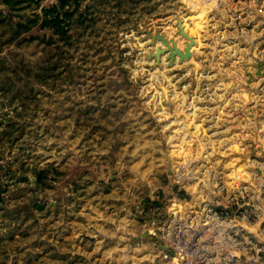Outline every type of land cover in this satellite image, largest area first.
Returning <instances> with one entry per match:
<instances>
[{"label": "rangeland", "instance_id": "rangeland-1", "mask_svg": "<svg viewBox=\"0 0 264 264\" xmlns=\"http://www.w3.org/2000/svg\"><path fill=\"white\" fill-rule=\"evenodd\" d=\"M64 10L73 14L69 39L35 27L0 53V87L10 89L0 95V264H170L142 211L169 189L166 159L181 132L193 138L204 126L209 135L214 112L222 123V109L239 107L235 53L211 52L207 7L194 0H69ZM189 40L188 59L152 56L173 45L183 52ZM205 85L210 96L191 100ZM42 169L45 188L33 182Z\"/></svg>", "mask_w": 264, "mask_h": 264}, {"label": "built area", "instance_id": "built-area-1", "mask_svg": "<svg viewBox=\"0 0 264 264\" xmlns=\"http://www.w3.org/2000/svg\"><path fill=\"white\" fill-rule=\"evenodd\" d=\"M194 1L207 7L205 29L216 42L211 52L227 47L235 53L228 67L238 69L239 79L230 83L240 84L231 95L238 96L239 107L222 109V123L214 112L210 125L217 127L209 135L204 126L193 138L184 134L187 129L181 132L175 156L166 159L169 189L142 211L145 233L170 264H264V0ZM244 63L249 67L240 74ZM201 88L204 93L191 100L210 96L206 85ZM191 100L187 110L194 117L198 111L189 107ZM233 141L238 162L230 151ZM181 144L189 153L177 156ZM240 166L242 176L236 173Z\"/></svg>", "mask_w": 264, "mask_h": 264}, {"label": "trees", "instance_id": "trees-1", "mask_svg": "<svg viewBox=\"0 0 264 264\" xmlns=\"http://www.w3.org/2000/svg\"><path fill=\"white\" fill-rule=\"evenodd\" d=\"M39 4L40 0H0V53L5 44L13 42L14 40L16 41L22 34L29 32L35 27L41 30H51L52 34L60 40L64 38L69 39L65 28L73 14L72 12L64 10L69 4V0H60L58 4L42 9L40 14L32 13L28 16L23 15L15 25L13 24L11 20L13 16L15 17L17 14L29 9L33 11L34 8L36 9L39 7ZM184 26L189 32L194 30L187 23H185ZM21 42L22 41H20V43ZM181 44L182 42H180V47ZM191 56L192 52L190 50V57ZM2 72V65L0 63V75ZM9 92L10 89L6 86L3 85V87H0V95L6 96ZM5 130L9 132L10 125L6 126ZM232 148L240 155V149L235 141L232 143ZM3 172V167L0 164V181ZM35 173V179L33 180L35 186L45 188L49 170L42 169ZM236 173L242 176L243 168L239 167ZM236 173L235 175H238ZM39 208L41 209L42 207Z\"/></svg>", "mask_w": 264, "mask_h": 264}, {"label": "water", "instance_id": "water-1", "mask_svg": "<svg viewBox=\"0 0 264 264\" xmlns=\"http://www.w3.org/2000/svg\"><path fill=\"white\" fill-rule=\"evenodd\" d=\"M187 12L189 13V11H187ZM178 28L180 29V33H182V29H181V25H180V23H178ZM156 34H157V35L154 36V37L152 36L151 39L154 40V38H158V39L162 40V42H163L166 46H168V43H167V41L164 39V37L161 36V35H159V33H156ZM183 35H184V37H186V38L188 39V37H187L186 34L183 33ZM150 37H151V35H150ZM189 41H190V43H188V44L186 45V47L184 48L183 52H182V51H179V50L176 48V46L173 45V47L169 48V50L156 49V54L153 53L152 56L156 59V61H158L159 58H160V56H161V54H169V58H168V59L170 60V64H172V62H173L175 56H179L180 60H182V59H188V58L190 57V50H189V48H190V45L193 43V40H189ZM169 60H168V61H169Z\"/></svg>", "mask_w": 264, "mask_h": 264}, {"label": "crops", "instance_id": "crops-1", "mask_svg": "<svg viewBox=\"0 0 264 264\" xmlns=\"http://www.w3.org/2000/svg\"><path fill=\"white\" fill-rule=\"evenodd\" d=\"M178 16V15H177ZM159 28V26H157ZM167 57V56H166Z\"/></svg>", "mask_w": 264, "mask_h": 264}]
</instances>
